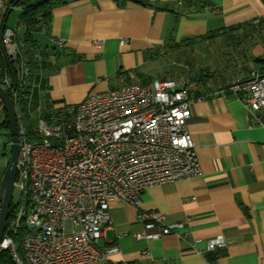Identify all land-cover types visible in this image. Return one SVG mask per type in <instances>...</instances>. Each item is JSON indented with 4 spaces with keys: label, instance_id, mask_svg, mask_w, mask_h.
I'll return each instance as SVG.
<instances>
[{
    "label": "crops",
    "instance_id": "crops-1",
    "mask_svg": "<svg viewBox=\"0 0 264 264\" xmlns=\"http://www.w3.org/2000/svg\"><path fill=\"white\" fill-rule=\"evenodd\" d=\"M146 1L52 6L44 27L32 33L39 69L20 109L40 117L44 98L53 107L76 105L127 84L188 80L190 94L201 96L191 101L186 121L199 174L149 185L138 206L121 201L109 209L98 246L118 250L94 264H264V128L239 97L222 92L252 69H264V0ZM257 116H264V107ZM139 209L163 215V224L187 221L179 232L156 239L136 236L160 229L145 228L136 218ZM218 234L225 245L205 250L206 239Z\"/></svg>",
    "mask_w": 264,
    "mask_h": 264
},
{
    "label": "built area",
    "instance_id": "built-area-1",
    "mask_svg": "<svg viewBox=\"0 0 264 264\" xmlns=\"http://www.w3.org/2000/svg\"><path fill=\"white\" fill-rule=\"evenodd\" d=\"M0 0V8L2 7ZM61 46L62 41L53 39ZM0 46L12 76L0 85L16 102L11 85L27 86L29 67L21 58L14 29L4 26ZM188 80L158 78L89 95L76 105L38 117L32 140L17 119L18 155L14 185L19 190L14 218L0 241L14 264H94L108 261L116 246L100 249L98 241L109 225V209L118 202L138 206L142 190L153 184L199 174L195 145L186 121L190 103ZM222 92L239 97L264 128V70L254 69L229 83ZM30 93L22 94L28 101ZM42 113L43 107L38 108ZM145 228L160 225L149 235L179 232L186 221L163 224V215L139 209ZM20 235V250L16 238ZM225 245L222 234L206 239L204 249Z\"/></svg>",
    "mask_w": 264,
    "mask_h": 264
},
{
    "label": "trees",
    "instance_id": "trees-1",
    "mask_svg": "<svg viewBox=\"0 0 264 264\" xmlns=\"http://www.w3.org/2000/svg\"><path fill=\"white\" fill-rule=\"evenodd\" d=\"M66 1L68 0H7L5 1V4H6L5 9L2 11V7L0 8V28L3 22H5V25H4L5 27L6 26L10 27V25L7 23V17L13 8H19L18 17L15 22V28L13 27L12 28L14 29L15 40L17 41L16 43L21 53V58L25 60L26 62L25 64L30 69V74L27 77V86H25V88H21L17 82L14 85L13 84L11 85V89L15 87V90L19 93L18 100L16 102H14V100L12 99L10 90L6 88L4 85H2V87L8 92V95L11 99V102L13 103V106L16 104L21 106L24 103H26V101H23L22 99V94L24 92L30 93L32 74L39 69L37 66L34 65L36 64L35 58L38 53L36 50V47L38 50H39V47L37 46V43L33 39L32 33L39 31L41 28L44 27L45 20L49 16L50 9L52 6L59 4V3H64ZM134 1L142 5L149 4L146 0H134ZM246 25L249 26L248 24L237 25L235 27H232V29L241 28V27L244 28V27H247ZM258 26H259L258 23L250 25V27L253 29ZM17 28L22 29L21 33L19 34L17 33ZM262 28H264V26H262ZM46 48L47 47H43L41 49H46ZM254 60L263 62V60L258 59V58H255ZM4 74L14 76V73L11 71L9 65L7 64L2 48L0 46V78H2ZM0 83H1V80H0ZM53 104H54L53 101H50L47 98H44V101L42 103L43 110L41 114L43 116H46V114L50 112H59L65 109V107L67 106V105L61 104L58 107H53ZM2 115L3 117L0 120V128L6 132V136L8 140L10 141L9 121L7 119V116H6V113L3 107H2ZM27 133L32 140L38 139V136L33 132V130H29L27 131ZM7 156H6L5 166H6L7 159H8ZM4 168L1 171L0 178L4 171ZM14 213H15V204H12L10 202L7 221L5 225V232H7V229L10 226L14 218ZM16 241H17L18 250H20L19 248L20 235H18V237L16 238ZM0 264H14L13 259L7 250L0 252Z\"/></svg>",
    "mask_w": 264,
    "mask_h": 264
},
{
    "label": "water",
    "instance_id": "water-1",
    "mask_svg": "<svg viewBox=\"0 0 264 264\" xmlns=\"http://www.w3.org/2000/svg\"><path fill=\"white\" fill-rule=\"evenodd\" d=\"M5 22L2 23L0 28V34L3 30ZM14 81V77L12 76ZM0 102L1 106L4 108L7 119L10 126V155L7 160L6 166L0 178V241L5 229L8 209L11 202V196L13 191V184L16 175V161L18 155V135H17V119L16 113L8 95V92L0 85Z\"/></svg>",
    "mask_w": 264,
    "mask_h": 264
},
{
    "label": "rangeland",
    "instance_id": "rangeland-1",
    "mask_svg": "<svg viewBox=\"0 0 264 264\" xmlns=\"http://www.w3.org/2000/svg\"><path fill=\"white\" fill-rule=\"evenodd\" d=\"M5 1H7V0H2V5H3L2 11L5 9V5H6ZM18 10H19V8H13L11 10V12L9 13V15L7 17V23H9V21L12 19V15H14V13ZM19 29L22 31L21 28H19ZM16 38H17V36H16ZM192 69H194L193 66H192ZM19 111H20V121H21L23 128L26 131H29L31 129H33V130L37 129L39 116L36 117L37 114H34L35 113L34 112L33 114H30L31 118H28V116L26 115V112L25 113L22 112L20 108H19ZM0 120H1V116H0ZM10 149H11V143L6 136V132L0 128V163L2 162V160H4L6 158V156L8 154L10 155ZM9 155L7 156L8 158H9ZM18 199H19V190H18L17 186L14 185L13 191H12V196H11V203L15 204L18 201ZM4 232H5V229H4ZM2 251H4V250H2ZM2 251H0V252H2Z\"/></svg>",
    "mask_w": 264,
    "mask_h": 264
}]
</instances>
